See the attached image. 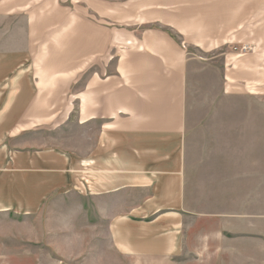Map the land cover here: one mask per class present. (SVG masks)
Wrapping results in <instances>:
<instances>
[{
  "label": "rangeland",
  "instance_id": "374dc122",
  "mask_svg": "<svg viewBox=\"0 0 264 264\" xmlns=\"http://www.w3.org/2000/svg\"><path fill=\"white\" fill-rule=\"evenodd\" d=\"M49 1L80 23L108 28L109 51L92 59L105 75L154 54L164 37L174 62L188 66L184 250L157 262L110 255L103 264H264V7L249 6L260 0H36L30 9H0V63L23 56L38 65L52 52L56 37L32 45L27 38L28 14ZM77 64L83 70L85 59ZM79 82L71 94L83 93V76ZM38 131L31 135L41 146L75 133ZM54 189L44 178L0 175V264H90L71 245L76 223L60 221L83 213V199H43Z\"/></svg>",
  "mask_w": 264,
  "mask_h": 264
},
{
  "label": "crops",
  "instance_id": "0c3cea01",
  "mask_svg": "<svg viewBox=\"0 0 264 264\" xmlns=\"http://www.w3.org/2000/svg\"><path fill=\"white\" fill-rule=\"evenodd\" d=\"M13 1L0 0V9L36 2ZM43 6L28 14L27 38L32 45L37 37H56L52 52L38 65L23 56L0 63V175L52 182L56 189L43 199H83V213L78 207L60 221L76 223L71 245L77 253L83 248L86 263L103 264L110 255L149 262L179 256L188 220L187 64L174 62L164 37L154 54L120 61L105 75L92 59L109 51L108 28L89 18L80 23L53 1ZM61 24L71 27L61 32ZM82 76L83 93L71 94ZM74 113L73 126L61 128ZM49 125L75 133L68 143L41 146L31 134Z\"/></svg>",
  "mask_w": 264,
  "mask_h": 264
}]
</instances>
